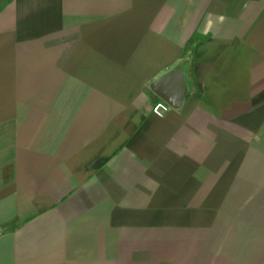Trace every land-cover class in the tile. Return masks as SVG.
Returning <instances> with one entry per match:
<instances>
[{
	"label": "crops",
	"instance_id": "1",
	"mask_svg": "<svg viewBox=\"0 0 264 264\" xmlns=\"http://www.w3.org/2000/svg\"><path fill=\"white\" fill-rule=\"evenodd\" d=\"M0 264H264V0H0Z\"/></svg>",
	"mask_w": 264,
	"mask_h": 264
},
{
	"label": "water",
	"instance_id": "2",
	"mask_svg": "<svg viewBox=\"0 0 264 264\" xmlns=\"http://www.w3.org/2000/svg\"><path fill=\"white\" fill-rule=\"evenodd\" d=\"M152 90L173 108H180L190 91L184 67H175L151 84Z\"/></svg>",
	"mask_w": 264,
	"mask_h": 264
},
{
	"label": "built area",
	"instance_id": "3",
	"mask_svg": "<svg viewBox=\"0 0 264 264\" xmlns=\"http://www.w3.org/2000/svg\"><path fill=\"white\" fill-rule=\"evenodd\" d=\"M171 108H173L170 104H168L165 100L157 101L153 104L152 110L158 115H163L167 111H169Z\"/></svg>",
	"mask_w": 264,
	"mask_h": 264
},
{
	"label": "trees",
	"instance_id": "4",
	"mask_svg": "<svg viewBox=\"0 0 264 264\" xmlns=\"http://www.w3.org/2000/svg\"><path fill=\"white\" fill-rule=\"evenodd\" d=\"M190 45H191V47H192V45H194V41H192V42L190 43ZM188 49H190V47L187 48V50H188Z\"/></svg>",
	"mask_w": 264,
	"mask_h": 264
}]
</instances>
